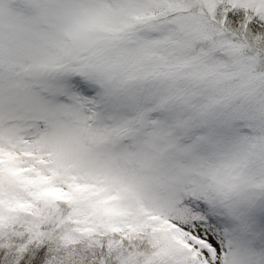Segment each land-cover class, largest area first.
<instances>
[{
    "label": "snow or ice",
    "instance_id": "6c2138e0",
    "mask_svg": "<svg viewBox=\"0 0 264 264\" xmlns=\"http://www.w3.org/2000/svg\"><path fill=\"white\" fill-rule=\"evenodd\" d=\"M0 264H264V0H0Z\"/></svg>",
    "mask_w": 264,
    "mask_h": 264
}]
</instances>
